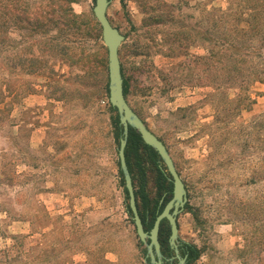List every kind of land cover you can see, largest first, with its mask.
<instances>
[{
    "label": "rangeland",
    "instance_id": "obj_1",
    "mask_svg": "<svg viewBox=\"0 0 264 264\" xmlns=\"http://www.w3.org/2000/svg\"><path fill=\"white\" fill-rule=\"evenodd\" d=\"M28 1L35 8L45 0ZM74 1V13L85 20L94 1ZM158 1L111 0L107 16L125 36L120 60L129 105L164 143L186 187L189 209L177 218L179 240L201 251L191 264H264V85L252 88L255 103L241 111L230 109L226 96L235 91L229 86L214 90L212 68L220 60L210 55L213 42L200 41L197 32L211 31L213 23L201 13L202 4L226 9L228 0H161L189 3L175 21L184 19L192 29L191 43L182 46L207 56L197 62L169 57L166 39L178 24L172 18L155 22L157 13L167 15ZM146 29L156 31L157 39L143 51L140 35ZM60 40L54 31L44 39L8 28L7 106L0 113V264H149L119 171L116 112L109 110L102 84L93 89L81 65L69 60L64 41L56 47ZM142 51L149 56H140ZM221 62L230 65L228 58ZM184 63L201 67L203 84L178 80ZM143 166L153 207L156 169L147 161ZM158 166L171 182L162 161Z\"/></svg>",
    "mask_w": 264,
    "mask_h": 264
},
{
    "label": "trees",
    "instance_id": "obj_2",
    "mask_svg": "<svg viewBox=\"0 0 264 264\" xmlns=\"http://www.w3.org/2000/svg\"><path fill=\"white\" fill-rule=\"evenodd\" d=\"M93 1L95 2V0ZM74 2V0H45L33 8L28 0H0V113L4 112L7 106L5 101L7 91L5 73L7 33L10 24L16 29L39 34L44 39L50 32L54 31L58 39H61L56 47H61V43L64 41L69 50L67 52L71 53L69 60H72L76 68L81 65L85 72V78L87 81H91L92 87L101 83L103 92L109 99L108 52L102 43L101 28L93 15V11L85 20H81L72 9ZM158 2L166 10L167 15L164 16L163 12L157 13L154 15L155 22L158 24L171 23L168 19L172 18L178 24V29L171 32L169 38L166 39L167 44L171 46L169 57L174 59L190 57L195 62L207 59V56L204 55H193L189 49L190 45L182 46L184 43H191L188 38L192 29L184 19L175 20L182 16L183 10L191 8L189 3H180L176 6L161 0ZM202 5L201 13L210 17L213 23L211 31H198L197 34L200 41L213 42L210 55L220 60L218 61L220 64L212 68L216 79L214 90L221 92L229 86L230 90L235 91L232 96L230 95V98L228 95L226 96L230 103V109L235 111L248 110L255 103L252 98V88L256 84L264 85V0H228L226 9L216 7L208 9L207 5ZM176 11L179 12L178 15H175ZM156 39V31L144 30L140 35L141 50L150 49L149 43ZM177 44H179L178 47ZM143 51L139 55L148 57L149 55ZM28 54L30 53L28 52ZM225 58L230 59V65H223L221 60ZM254 59H257L258 62L253 61ZM47 62L43 58L40 70L46 69ZM182 63H178V66L182 67ZM184 65L182 72L185 75L181 74L178 80L182 82V77H186L195 80L198 84H203L201 80L205 75L201 72V67L198 65L191 66L190 63H184ZM122 73L124 94L127 99L130 95V87L123 72V66ZM156 80L159 78H155V84H157ZM179 86L184 85L181 83ZM98 94L97 91L91 93V98L96 100ZM109 110L116 112L113 121L114 136L119 143L123 136V127L120 124L117 110L110 103ZM125 156L133 181L139 215L144 229L150 231L157 215L162 212L166 203L172 198L173 186L158 166V162L161 161L159 155L147 146L137 131L131 127L129 128ZM145 161L154 165L157 174L158 194L153 207H150V200L146 193L147 184L143 166ZM119 171L123 176L121 169ZM133 171L138 176V189L135 187ZM123 186L127 195L124 183ZM161 199H163L162 204H160ZM188 209L189 206L186 204L184 210L187 211ZM5 213L8 212L5 211ZM169 236L168 223L163 221L159 231V243L162 253L168 258L174 255L169 246ZM179 251L181 257L186 259V264H191L201 255V251L196 246L185 241H179Z\"/></svg>",
    "mask_w": 264,
    "mask_h": 264
},
{
    "label": "water",
    "instance_id": "obj_3",
    "mask_svg": "<svg viewBox=\"0 0 264 264\" xmlns=\"http://www.w3.org/2000/svg\"><path fill=\"white\" fill-rule=\"evenodd\" d=\"M110 2L111 0H95L92 11L101 28L103 45L108 52L109 103L117 110L120 124L123 127V136L119 141L118 158L127 191L129 213L132 216L136 234L140 242L146 247V257L149 260V264H161V261H158L162 257L159 231L163 221L168 223L170 229L169 246L174 251L178 264H186V259L181 257L179 251L180 240L177 223L178 215L184 211L187 203L186 187L164 143L148 129L126 99L119 53L121 45L125 41V36L108 19L107 11ZM130 127L135 129L142 141L159 155L173 186L172 198L165 205L162 212L157 215L150 231L144 229L139 215L133 181L126 162L125 149Z\"/></svg>",
    "mask_w": 264,
    "mask_h": 264
},
{
    "label": "flooded vegetation",
    "instance_id": "obj_4",
    "mask_svg": "<svg viewBox=\"0 0 264 264\" xmlns=\"http://www.w3.org/2000/svg\"><path fill=\"white\" fill-rule=\"evenodd\" d=\"M162 202H163V199H161V201H160V204H162ZM168 203V202H167ZM166 203V204H167ZM165 207V206H164ZM173 251V250H172ZM173 253H174V251H173ZM174 260H177L176 258H175V255H173V256H171V257H167V256H165L163 253H162V257H161V259H158V261H161V264H165L166 262H170V263H172ZM177 262H178V260H177Z\"/></svg>",
    "mask_w": 264,
    "mask_h": 264
}]
</instances>
